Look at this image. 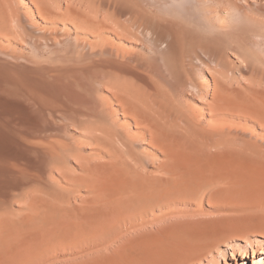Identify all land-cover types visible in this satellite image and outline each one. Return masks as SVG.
Instances as JSON below:
<instances>
[{
	"label": "bare ground",
	"instance_id": "obj_1",
	"mask_svg": "<svg viewBox=\"0 0 264 264\" xmlns=\"http://www.w3.org/2000/svg\"><path fill=\"white\" fill-rule=\"evenodd\" d=\"M48 1L0 0V264L178 215L139 237L158 264L264 244L182 220L264 193V3Z\"/></svg>",
	"mask_w": 264,
	"mask_h": 264
},
{
	"label": "rangeland",
	"instance_id": "obj_2",
	"mask_svg": "<svg viewBox=\"0 0 264 264\" xmlns=\"http://www.w3.org/2000/svg\"><path fill=\"white\" fill-rule=\"evenodd\" d=\"M17 1H21V0H17ZM50 1H48V2H50ZM249 1H251V0H249ZM254 1L257 2L258 0H254ZM258 2L263 4L264 3V0H260ZM245 82L248 83V80H246ZM260 130H262V131H260ZM253 131H255V130H253ZM262 132H264V125H262V129L261 128L260 129L259 128L256 129L255 134H253V136H252V139L253 140H257L259 142L260 141H263L264 142V135H263ZM256 133H258L260 135L258 136V134H256ZM261 135H262V137H261L262 140H260V136ZM263 194L264 193L263 192H260V191L259 192L252 193V194L248 193V194H245V195L239 196V197L221 199V200H219L217 202L210 203V205L207 202H205L204 200H203L204 202L203 201H199L197 203H194V205H192L191 211L185 213V216L182 215L183 217H187L188 219L187 218H184L182 220H190V219L193 218L194 221L196 219L197 223H199V224L202 225V223H205L206 221H210L209 218H211V217H214V218H216V216H217V218L220 217L219 219L216 218L215 222H217V220H219V221L220 220H225V216H227L226 218L227 219L229 218L230 220L229 221L228 220L227 221L225 220L226 225H225V228L223 230L224 235L227 238L229 237L230 240L232 238H237L240 241L241 238H243L244 236H249L252 233H257L258 230H259V227H261L260 225L261 224L264 225V196H263ZM216 207H217V209H215ZM221 207L222 208L224 207V208L222 209ZM169 215H171V214H169ZM178 216L180 218H177L176 216H174L175 218H171L172 219L171 221L168 220V219H170L171 216L169 218L166 216L167 221H164L166 219L165 218L164 220L163 219L159 220L160 223L157 221V223L159 225L161 224L160 227L163 226V225L165 226L167 223H170V224H173V225H178V224H176L177 219L179 221L181 220V216L180 215H178ZM223 216H224V218H222ZM204 217H205V219H204ZM214 218H211L213 222H214V220H213ZM200 219L201 220L203 219L202 222H200L201 221ZM213 222L210 223L211 225L208 224L209 222L206 223L205 225L207 226V224H208V226L214 227V224L215 223H213ZM152 223H154V222H152ZM157 223H154L153 225H151L150 223H147V224H150L151 225V228L153 227L152 229L150 228L149 225L147 226L146 224H145L146 225L145 228L142 225V227L140 226L141 228L139 227L137 229V227H136L135 230H134V228L131 229L129 226H127L126 228H123V230L120 229L118 231V229H117V233L118 234L115 233L117 235V237L114 234V232H116V230L113 231L112 234H114V240L113 239L112 240H108V241L107 240H104V241H107L108 243L107 242L104 243L101 239H100L101 241L98 240L100 242V244L102 243L101 244L102 247L99 245V242L98 241H96L94 244H91L94 247L99 246L98 247V250H97L98 252L96 250H94L97 254L99 253L98 255L96 254L97 255L96 258L92 257L94 259H92L91 257H89V256H91L89 254L94 253V255H95V252L90 253V250H88V251L86 250V248L88 249V247L90 246V244L89 243H85V245H87V246L89 245L87 247L85 245H82V244H84V242H81L82 244L76 243V246H75L74 243H71L70 245L66 244V245H68V247L66 245H63V246L58 247L56 250H54V251L57 252V253L55 252L56 255H57V259H55L56 256H55L54 251L50 253V255H53V257L55 256L53 258V261L51 260L52 257L51 256L49 257V259L51 260V262H50V260L47 261V259L46 260L44 259V258H48V257H44L43 259H41V261L38 260V261H36L33 264H131V263L132 264H137V263L138 264H146V263L147 264H153V263L155 264V262H156V264H158V261L157 260H158V258H159V260L161 259L160 256H156V257H158V258H156L155 257L156 254L153 252V250H151L153 252V256L150 255V252H151L150 249H148V248L146 249V246H144V244L142 246V244L140 243V240L142 238H139L141 236L143 237L144 236V233L147 234V236L150 235V237H151L152 236L151 235L152 233H153V235L154 234L156 235V233L159 232V229L161 231V229L165 228V227H163V228L158 227L159 225ZM177 223H179V222H177ZM128 228H129V230H128ZM207 228H211V227H207ZM124 230H126V231L124 232ZM142 230H144V232H142ZM120 231H123L122 232V236H119V233H121ZM148 233H149V235H148ZM134 234H136V235H134ZM137 235H139V236H137ZM130 237H132V239L133 238L134 239L132 240ZM123 238L125 239L124 240L125 242H122L123 241ZM143 239L146 241L147 238L145 237ZM126 240L128 241V243H127ZM144 240H143V243H144ZM120 242H122V243H120ZM79 244L82 245V248L85 249L89 253H87L85 251L82 252L83 249L80 248V246H78V248H77L78 250H77L75 247H77V245H79ZM72 245H74V248H73ZM146 245H147V247L150 248V246L148 244H146ZM263 245L264 244H262V245H258L257 244V246H253V248H247L246 250H244V248L242 247V244H241V245L235 247V251L233 253H231V250H227L226 257H224L225 260L217 256L218 257V258H216L217 261H218L217 264H264V252H263V247L264 246ZM63 248H66V249L64 250ZM148 250H149V252H148ZM78 251L80 252V255L79 254H76V253H78ZM91 251H92V249H91ZM107 251H109V252H107ZM125 252H127V253H125ZM145 253H147V256L148 257L146 256ZM190 253H188L189 256L193 254V252H190ZM81 254L83 256H85V255L88 254L89 256L83 257ZM188 254H186V257H188L187 256ZM61 255H63V256H61ZM94 255H92V256H94ZM99 255H100V257H99ZM136 255H137V257H136ZM215 255L216 254L214 253V256ZM59 256H60V258H58ZM150 256H151V258H150ZM209 258H211V257H207V258H205V260H201L202 258L200 260H197L199 263L197 261L193 260L192 262H187V264H190V263L191 264H200V263H202V264H209L208 263L209 262ZM113 259H115V261ZM140 259H142V260H140ZM180 259L181 260L179 262H181L183 258H180ZM100 260H103V261H100ZM164 260L167 261L166 259H164ZM170 260H171V258H170ZM170 260H168V262ZM173 260L174 259L172 258L171 264H172ZM178 260L179 259H177L175 261L176 264H178V262H177ZM146 261H148V262H146ZM163 261H162V263H163ZM166 263L167 262H165V264Z\"/></svg>",
	"mask_w": 264,
	"mask_h": 264
}]
</instances>
